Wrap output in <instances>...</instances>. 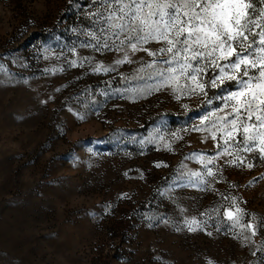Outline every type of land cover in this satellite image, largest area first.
<instances>
[{
    "label": "rangeland",
    "instance_id": "obj_1",
    "mask_svg": "<svg viewBox=\"0 0 264 264\" xmlns=\"http://www.w3.org/2000/svg\"><path fill=\"white\" fill-rule=\"evenodd\" d=\"M90 4L0 0V264H264V159L224 156L211 187L189 184L193 153L215 154L192 128L211 106L136 63L93 72L119 54L80 47ZM229 206L255 234L230 230Z\"/></svg>",
    "mask_w": 264,
    "mask_h": 264
},
{
    "label": "snow or ice",
    "instance_id": "obj_2",
    "mask_svg": "<svg viewBox=\"0 0 264 264\" xmlns=\"http://www.w3.org/2000/svg\"><path fill=\"white\" fill-rule=\"evenodd\" d=\"M84 19L88 26L72 29L85 37L80 47L119 54L108 66L97 63L93 72L136 63L137 75L156 81L152 90L168 91L180 101L196 97L198 106H211L192 128L214 142L215 154L193 153L202 171L190 172L189 184L211 187L222 174L218 161L224 156L230 157L225 163L236 166L247 153L264 159V0L255 6L252 0H91ZM84 59L91 63L93 58ZM201 215L211 218L208 212ZM223 215L230 230L239 226L255 234V225L241 224L238 206L224 208ZM207 222L185 219L189 231Z\"/></svg>",
    "mask_w": 264,
    "mask_h": 264
},
{
    "label": "trees",
    "instance_id": "obj_3",
    "mask_svg": "<svg viewBox=\"0 0 264 264\" xmlns=\"http://www.w3.org/2000/svg\"><path fill=\"white\" fill-rule=\"evenodd\" d=\"M256 4H259V0H253Z\"/></svg>",
    "mask_w": 264,
    "mask_h": 264
}]
</instances>
